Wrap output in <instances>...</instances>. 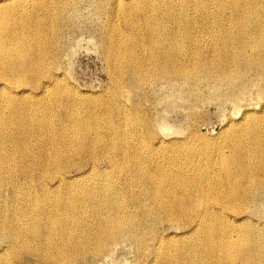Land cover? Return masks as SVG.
Listing matches in <instances>:
<instances>
[{"label": "rangeland", "instance_id": "374dc122", "mask_svg": "<svg viewBox=\"0 0 264 264\" xmlns=\"http://www.w3.org/2000/svg\"><path fill=\"white\" fill-rule=\"evenodd\" d=\"M31 1L0 0V31L3 33L7 26V33L21 44L22 68L13 66L17 68L13 72H25L0 77V264H41L37 256L48 248L47 240L59 246V236L64 238V245L65 238L73 245L85 239V232L63 233L61 226L44 219L52 211L57 219H66V214L57 212L60 205L72 206L67 208L74 214L80 213L78 200L88 204L87 211L102 206L112 209L107 188L109 184L118 187L119 180L127 179L130 172L138 170L153 184H169L185 173L200 179V171L212 172L231 163L234 166L244 156V149L231 153L228 143L252 142L256 135L251 133L263 138L264 95L259 96L258 91L264 88V0ZM255 29L256 36L250 38ZM149 146L166 155L157 157L150 166L144 149ZM126 147L129 156L118 152ZM94 150L102 151V155L91 167L88 154ZM167 158L175 166H187L186 170L153 173V168L164 166ZM40 167L47 173L36 180L34 175ZM216 170L223 173L225 169ZM238 174L236 179L243 183L244 174ZM60 175L66 178L62 180ZM146 187L138 185L133 190L139 194L146 192ZM214 194L210 188L208 195ZM63 198H68L64 204L60 203ZM145 198L149 212L156 211V217L140 212L147 230H151L141 231L143 242L151 250L143 249L138 255L131 236L127 243L100 256L91 252L93 242L87 240L78 251L64 250L57 256L56 250L52 260L55 264L65 258L70 264H155L160 249L159 239L154 238L159 233L172 246V254L166 249L160 251L157 264H264L256 251H250L251 245L264 241V204L260 201L256 208L243 203L236 210L217 209L221 217H227L221 219L224 227L219 230H226L228 223L235 230L229 231V238L216 240L219 249L213 255L207 252L206 239L182 231L179 222L181 228L164 221L157 232L153 223L167 214L162 210L165 201L154 188ZM51 226L63 235L48 236L46 228ZM228 241L235 247L233 261L226 251Z\"/></svg>", "mask_w": 264, "mask_h": 264}, {"label": "bare ground", "instance_id": "6f19581e", "mask_svg": "<svg viewBox=\"0 0 264 264\" xmlns=\"http://www.w3.org/2000/svg\"><path fill=\"white\" fill-rule=\"evenodd\" d=\"M31 1V0H29ZM73 1V0H72ZM32 2V1H31ZM108 2V1H107ZM109 3V2H108ZM105 7V6H104ZM108 7V6H107ZM245 10V9H244ZM115 11V10H114ZM51 12V11H50ZM105 12V11H104ZM21 12H19L20 14ZM101 14V13H100ZM243 16H247V14H242ZM24 18V17H23ZM36 19V18H35ZM33 19V20H35ZM112 22V21H111ZM37 23V22H36ZM9 24V23H8ZM56 27H57V23ZM7 25V24H6ZM175 25V24H174ZM6 27V28H5ZM34 27V26H33ZM32 27V28H33ZM36 27V26H35ZM38 29V26L36 27ZM155 28V27H154ZM188 29V28H187ZM36 30V29H35ZM3 33H5V36L2 37V35H4L2 33V35L0 36V77L1 76H13L15 74H19V73H25V72H13L15 71V69H21V63H20V49H21V44L20 42L14 41L13 37L11 35H9V33H7V26H4L2 29ZM257 30L255 29L251 35L250 38H252V36H256ZM135 34V33H134ZM27 35V34H26ZM28 36V35H27ZM190 37V36H188ZM263 39V38H262ZM27 40V39H26ZM202 40V39H201ZM256 40V39H255ZM260 42V39H258ZM243 41V40H242ZM248 41V40H247ZM246 41V42H247ZM252 41V40H251ZM263 41V40H262ZM261 43H264L262 42ZM231 42V41H230ZM232 43V42H231ZM244 43V42H243ZM225 44V43H224ZM250 45V44H249ZM248 45V46H249ZM219 46V45H218ZM227 46V45H226ZM248 46H245L248 48ZM222 47V46H221ZM256 47V46H255ZM217 48V47H216ZM227 48V47H225ZM224 48V49H225ZM112 49V48H111ZM222 49V48H221ZM233 49V48H232ZM257 49V48H256ZM260 49V48H259ZM263 49V48H262ZM261 49V50H262ZM204 50V49H203ZM108 51V50H107ZM208 51V50H207ZM255 51V50H254ZM258 51V50H257ZM111 52V51H110ZM213 52V51H212ZM215 55L216 54V51ZM213 52V53H214ZM243 52V51H242ZM246 52V51H245ZM224 53V52H223ZM238 53V52H237ZM241 53V52H240ZM249 53V51H248ZM251 53V52H250ZM112 54V53H111ZM226 54V53H225ZM256 54V53H254ZM231 55V54H230ZM108 56V55H107ZM214 55H212L211 57H213ZM110 57V56H109ZM232 57V56H231ZM237 57V56H236ZM242 57V56H241ZM207 58V57H206ZM254 58V57H252ZM57 58H55L56 60ZM210 60L214 59L216 60V58H209ZM227 59V58H226ZM236 59V58H235ZM242 59V58H241ZM240 59V60H241ZM41 60V58H40ZM171 60V59H170ZM218 60V59H217ZM221 60V59H220ZM246 60V59H245ZM261 60V59H260ZM60 62V59L58 60ZM152 61V60H151ZM207 61V60H205ZM209 61V60H208ZM244 61V60H243ZM248 61V59H247ZM255 61V60H254ZM200 62V61H199ZM212 62V61H211ZM228 62V60H227ZM263 62V61H262ZM261 62V63H262ZM207 63V62H206ZM216 63V61H215ZM224 63V62H223ZM253 63V62H252ZM28 64V63H27ZM202 64V63H200ZM209 64V63H207ZM226 64V63H225ZM245 64V63H244ZM264 64V63H263ZM214 65V64H213ZM219 65V64H218ZM243 65V64H242ZM246 65V64H245ZM244 65V66H245ZM252 65V64H251ZM262 65V64H261ZM17 67V68H13ZM205 66V65H204ZM217 66V65H216ZM258 66V65H257ZM28 67V66H27ZM26 67V68H27ZM38 67V66H37ZM208 67V66H207ZM243 68V67H242ZM221 69V68H220ZM27 70V69H26ZM139 70V69H138ZM164 70V68H163ZM161 70V71H163ZM209 70V67H208ZM222 70V69H221ZM145 71V70H144ZM196 71V70H195ZM198 71V70H197ZM227 71V70H226ZM244 71V70H243ZM131 72V71H130ZM129 72V73H130ZM160 72V71H159ZM219 72V71H218ZM225 72V71H224ZM28 73V72H27ZM207 73V72H206ZM210 73V72H209ZM207 73V74H209ZM223 73V72H222ZM229 73V72H228ZM168 74V73H167ZM226 74V72H225ZM225 74L223 73L224 77ZM252 74V73H251ZM49 75V74H48ZM228 75V74H226ZM248 75V74H247ZM27 76V75H26ZM56 75H54L55 77ZM161 76V74L159 75ZM184 76V75H183ZM215 76V75H214ZM249 76V75H248ZM259 76V75H258ZM52 77V76H51ZM162 79H166V75H162L161 76ZM187 77V76H186ZM207 77V76H206ZM210 77V76H209ZM223 77V78H224ZM135 78V77H134ZM172 78V77H170ZM184 78V77H183ZM215 78V77H214ZM217 78V77H216ZM215 78V79H216ZM232 78V77H231ZM125 79V77H124ZM186 79V78H185ZM206 79V78H204ZM211 79V78H210ZM218 79V78H217ZM221 79V78H220ZM229 79V78H227ZM262 78H260L261 80ZM58 80V79H57ZM171 80V79H170ZM226 80V79H225ZM258 80V78H257ZM256 80V81H257ZM259 81V80H258ZM127 82V81H126ZM264 82V80H263ZM262 82V83H263ZM216 83V81H215ZM256 83V82H255ZM261 83V82H260ZM47 84V83H46ZM217 84V83H216ZM52 85V84H51ZM128 85V84H127ZM2 89L5 88V86L2 84ZM253 86V84H252ZM261 86V85H260ZM1 87V86H0ZM44 87V85H43ZM49 86L47 85V88ZM115 87V86H114ZM152 89V88H151ZM246 89V88H244ZM258 89V88H257ZM33 90V89H32ZM44 90V89H43ZM48 90V89H47ZM158 90V89H157ZM200 90V89H199ZM203 90V89H202ZM238 90V89H237ZM241 91V89H239ZM27 91V90H26ZM128 91V90H127ZM256 91V90H255ZM243 92V91H241ZM248 92V91H247ZM259 96L264 95V88H260L259 89ZM118 93V92H117ZM216 93V92H215ZM235 93V92H234ZM244 93V92H243ZM240 93V94H243ZM29 94V93H28ZM27 94V95H28ZM48 94V93H47ZM236 94V93H235ZM238 94V93H237ZM238 94V95H240ZM246 94V93H245ZM258 94V93H257ZM26 95V94H25ZM46 95V94H44ZM117 95V94H116ZM221 95V94H220ZM251 95V94H250ZM24 96V95H23ZM123 96V95H122ZM244 96V95H243ZM39 97V96H37ZM46 97V96H45ZM258 97V96H257ZM138 98V97H137ZM244 98V97H243ZM260 99V97H259ZM150 100V99H149ZM24 101V100H23ZM50 101V100H49ZM134 101V100H133ZM49 103V102H48ZM141 104V103H140ZM142 109V108H141ZM50 113V112H49ZM91 114V113H90ZM253 114V113H252ZM18 116V115H17ZM98 116V115H97ZM105 116V115H104ZM91 117V116H90ZM257 117H261V116H257ZM263 117V116H262ZM97 118V117H96ZM106 118V117H104ZM114 118V117H113ZM261 119V118H260ZM259 118H256L257 121L260 120ZM264 119V118H262ZM90 121H92V118L89 119ZM124 120V119H123ZM255 120V119H254ZM94 121V120H93ZM106 121V120H105ZM264 123V120H262ZM4 122V121H3ZM9 123V122H8ZM3 124V123H2ZM83 124V123H82ZM261 125V124H260ZM89 127V126H88ZM27 128V127H26ZM10 129V128H9ZM47 129V128H46ZM21 130V129H20ZM84 130V129H83ZM90 130V129H89ZM251 130V129H250ZM9 131V130H8ZM77 131H79L77 129ZM82 131V129H81ZM261 132V131H260ZM92 133V132H91ZM42 134V133H41ZM63 134V133H62ZM88 134V133H87ZM112 134V133H111ZM248 134V133H247ZM253 135H256V137H254L252 142H245L241 144H233V143H228V147L230 148V152L231 153H235L236 150H240V149H244V156L240 158V160L238 161L237 164L233 163L230 164V166H227L225 168L224 165L219 167L217 166L216 169L221 170V169H225L223 171V173L217 171L216 169L213 170L212 172H206L205 170L200 171L199 173H201V178L197 179L196 175L194 174H188L185 173L181 176L175 177L174 179H171V183L169 184H165V181L162 183H158L156 182V184L152 182V180L150 178H148L147 175L145 174H141L140 172L137 170L135 172H130V173H136V176H132L129 172V174L127 175V179L125 178H121L118 183V187H116L115 185H111L109 184V187L107 188V194L109 195V197L107 199L111 200V203L114 205V208L112 209H106L105 206L103 207H98L97 210H91V211H87L88 208V204L78 200L76 201V203L80 204L77 207L78 210L80 211L79 214H74L73 210H68L67 207H69L70 209L72 208V206H68V204L66 205H60V211L58 209V213L59 215L62 214H66V219L61 220V219H57L55 217V213L54 211H52V213H48L47 214V218H44L45 220L49 221L50 223H55L56 225L61 226V229H63V233L70 231V232H85L84 234L79 233L83 235L87 234L86 238L83 240H76L74 243V245L72 243H69L68 240L65 238L66 241V245L62 244V241L64 240V238H62V236L60 237V242L61 245L57 246V245H53V241L51 240H47L46 242V246L48 248H46L44 250L43 248V253H39V255L37 256L40 261L42 262L41 264H55V260H52L54 258L55 255V251H58L57 256L61 255V253L64 250H71V251H78L80 248V244L83 241H90L93 242L92 243V251L98 252L100 254V256H103L105 254H109L113 248L125 244L128 241H130V237L132 236L134 238V243L136 244V247L139 252L138 255L140 253V251H142L143 249H147L151 250V246H149L146 242H143V236L141 231H151L150 229L147 230V225L145 222H143L144 218L141 215L140 212H149L150 208L146 207V198L148 195L150 196V192L153 190V188L157 191L160 192L161 198L165 201V207L162 208V210H165V212L167 214H161L160 217H158L157 219H155L156 221L153 223V225L155 226V230L158 229V225H160V223L164 222V221H168V222H172V223H178L182 226H177L181 228L182 231H186L188 230V234H190L191 236H196L198 235V237H202L204 238V240L206 239L207 242V252L209 254H215V251L219 249V247L215 246L216 244V240L219 238L222 239H227L229 238L228 236L231 235V233H229V231L231 230H235L234 227H232L231 225L233 224H227L226 225V230L225 228H223L222 230H219V227H221V225L224 227L223 224H221V219L226 220L227 217H221L220 216V212L217 211V209H219V207H229L230 210H236L239 206H243L241 204L245 203L247 205H249L250 207H255L258 205V201H260L261 203L264 204V135L263 138H261V135L258 136L257 133H251ZM261 134V133H260ZM121 135L124 136V133ZM252 135V136H253ZM96 136V135H95ZM76 137V136H75ZM133 137V136H132ZM239 137V136H238ZM258 137V138H257ZM30 138V137H29ZM51 138V137H50ZM57 138V137H56ZM86 138V137H85ZM92 138V137H90ZM126 138V137H125ZM247 138V137H246ZM3 139V138H2ZM15 139V138H14ZM47 139V138H46ZM96 139V138H95ZM10 140V139H9ZM18 140V139H17ZM246 140V139H245ZM251 140V139H250ZM2 141V140H1ZM4 141V140H3ZM53 141V140H52ZM79 141H81L82 143H84V140H82V138L79 139ZM109 142V140H107ZM89 142V141H88ZM142 142V141H141ZM140 142V143H141ZM64 143V142H63ZM92 143V142H90ZM99 143V142H98ZM163 143V142H162ZM2 144V143H1ZM0 144V145H1ZM20 144V143H19ZM87 144V143H86ZM93 144V143H92ZM91 144V146H92ZM96 144V143H95ZM103 144V143H102ZM130 144V143H129ZM165 144V143H164ZM21 145V144H20ZM23 145V144H22ZM82 145V144H81ZM104 145V144H103ZM137 145V144H136ZM162 145V144H161ZM101 146V145H100ZM132 146V145H131ZM148 146V145H147ZM108 147V146H107ZM112 147V146H111ZM122 147V146H121ZM124 147V146H123ZM139 147V145H138ZM1 148V147H0ZM24 148V147H23ZM91 148V147H89ZM104 148V147H103ZM109 148V147H108ZM3 149V148H2ZM92 149V148H91ZM96 149V148H95ZM127 150H124V148L119 149V153L121 152H126V156L128 155L129 151L128 148L126 147ZM145 149V153L147 155L148 158V163L147 165L150 166L151 163L153 161H155L157 159V157H162L163 155H165L164 153L162 155H160L158 153V150L156 149V147L153 146H149V147H144ZM1 150V149H0ZM113 150V148L111 149ZM130 150V149H129ZM5 151V150H4ZM10 151V150H9ZM41 151V150H40ZM44 151V150H43ZM108 151V150H107ZM2 152V151H1ZM8 153V152H7ZM6 153V154H7ZM32 153V152H31ZM89 153V152H88ZM97 154L94 155V154ZM102 151H98V150H94L93 152L91 151L88 156L90 157L88 159L89 164L92 166H94L93 164H95L96 158L98 156H101ZM107 153V152H106ZM134 153V152H133ZM240 153V152H239ZM21 154V153H20ZM26 154V153H25ZM68 154L72 155V152H68ZM86 154V153H85ZM113 154V153H112ZM116 154V153H115ZM118 154V153H117ZM123 154V153H122ZM104 155V154H103ZM119 155V154H118ZM231 155V154H230ZM24 156V155H23ZM78 156V155H77ZM82 156V154H81ZM105 156V155H104ZM104 156H102V158H104ZM114 156V155H111ZM129 156V155H128ZM166 156V155H165ZM163 156V158L165 157ZM236 156V154L234 155ZM233 156V157H234ZM6 157V156H5ZM28 157V156H27ZM36 157V156H35ZM41 157V155H40ZM228 157V156H227ZM239 157V156H238ZM7 158V157H6ZM9 158V156H8ZM99 158V157H98ZM108 158V156H107ZM116 158V157H115ZM11 159V158H10ZM80 159V158H78ZM169 159V158H167ZM226 159V158H225ZM32 160V159H31ZM50 160V159H49ZM71 160V159H70ZM113 160V159H112ZM118 160V159H117ZM222 160V159H221ZM33 161V160H32ZM51 162H54V160H50ZM101 161V160H100ZM123 161V160H121ZM2 162V161H1ZM20 162V161H19ZM24 162V161H23ZM22 162V163H23ZM38 162V161H37ZM118 162V161H117ZM116 162V163H117ZM9 163V162H8ZM34 163V162H33ZM40 163V162H39ZM120 163V162H119ZM124 163V162H122ZM121 163V164H122ZM162 163V162H161ZM172 163V160L169 159L168 161H166L164 163V166L158 165L156 167L153 168V173L155 174H163L164 173H169L170 171L174 172H179L180 170L184 169L186 170V167L182 165L179 166H175ZM25 164V163H24ZM38 164V163H37ZM70 164V162H69ZM99 164V162H98ZM112 164V163H111ZM7 165V164H5ZM84 165V164H83ZM89 165V168H90ZM128 165V164H127ZM163 165V164H162ZM4 166V164H3ZM9 166V165H8ZM12 166V165H11ZM65 166V165H64ZM116 166V165H115ZM114 166V167H115ZM24 167V166H23ZM78 167H80L78 165ZM88 167V166H87ZM100 167V166H99ZM108 167V166H106ZM16 168V167H15ZM84 168V167H83ZM96 168V167H95ZM101 168V167H100ZM125 168V167H123ZM127 168V167H126ZM233 168H236L237 171H235ZM17 169V168H16ZM68 169V168H67ZM78 169V168H77ZM94 169V168H93ZM106 169V168H104ZM103 169V170H104ZM117 169V167H116ZM129 169V168H128ZM209 169V168H207ZM82 170V168H81ZM22 171V170H21ZM87 171H89V169H87ZM128 171V170H127ZM242 172L244 174L243 176V183H241L239 180L240 179H236L237 176H235L236 174H238V172ZM5 171L3 170V174ZM56 172V170H55ZM58 172V171H57ZM65 172V171H64ZM15 173H18L15 171ZM47 173L46 169H42L41 167L38 168L36 170V174L34 176H36V180H41L43 177V174ZM152 173V174H153ZM183 173V172H182ZM61 174V173H60ZM84 174V173H83ZM18 175V174H17ZM85 175V174H84ZM91 175V173H90ZM239 175V174H238ZM28 176V175H27ZM31 176V175H30ZM61 176V175H60ZM63 176V175H62ZM62 180H64V176L62 177ZM69 176V175H68ZM163 176V175H162ZM177 176V175H176ZM13 177V176H12ZM11 177V178H12ZM51 177V176H50ZM156 177V176H155ZM29 178V177H28ZM75 178V177H74ZM79 178V176H78ZM241 178V177H240ZM19 179V178H18ZM21 179V178H20ZM27 179V177H26ZM55 179V178H54ZM190 179H193V181L191 182ZM51 180V179H50ZM174 180V181H173ZM21 181V180H20ZM23 181V180H22ZM156 181V179H155ZM158 181V180H157ZM179 181L178 187L180 188V191L177 190V186L175 185L176 182ZM238 181L241 183L239 184ZM53 182V181H52ZM205 182V185H204ZM39 183V182H38ZM44 183V182H43ZM48 183V182H47ZM148 185L149 187L144 188L146 192L141 191L139 194L136 193L133 189L137 188L138 185ZM34 185V184H32ZM66 185V184H65ZM47 186V185H46ZM67 186V185H66ZM125 186V187H124ZM38 187V186H37ZM124 187V188H122ZM44 188V187H43ZM56 188V187H55ZM72 188V187H71ZM115 188V189H113ZM210 188H214V194L213 196L210 197V195H208V191ZM66 189V188H65ZM126 189V190H125ZM208 189V190H207ZM79 190V189H78ZM226 190V191H225ZM30 191V190H29ZM40 191V190H39ZM110 193H109V192ZM126 191V193H124ZM225 191V193H223ZM36 192V191H35ZM38 192V190H37ZM220 192V193H219ZM39 193V192H38ZM63 193V192H62ZM29 194V193H28ZM42 194V193H41ZM45 194V193H44ZM67 194V193H66ZM76 195V194H75ZM159 195V194H158ZM178 195V196H177ZM45 198V197H44ZM68 198H63L61 200L60 203H63L65 200H67ZM87 199V198H86ZM153 199V198H152ZM43 202V201H41ZM104 203V202H103ZM64 204V203H63ZM124 204V205H123ZM123 205V206H122ZM159 206V204H158ZM261 206H263L261 204ZM109 207V206H108ZM146 207V208H145ZM258 207V206H257ZM264 207V206H263ZM249 208V207H248ZM49 209V208H48ZM99 209V210H98ZM152 209L155 210V208L153 207ZM225 209V208H224ZM244 209V208H243ZM157 210V208H156ZM161 210V209H160ZM229 210V209H228ZM227 210V212H228ZM241 210V209H240ZM47 211V210H46ZM245 211V210H244ZM156 212V211H155ZM155 212H149L151 214L155 213ZM225 212V211H224ZM223 212V213H224ZM235 212V211H234ZM247 211H245L246 214ZM140 213V215L138 214ZM147 213V214H149ZM163 213V211H162ZM231 213V212H229ZM146 214V213H145ZM139 215V216H138ZM154 215V214H153ZM225 215V214H224ZM253 215V214H252ZM63 216V215H62ZM156 217V215H154ZM191 216V217H190ZM231 216V215H230ZM139 217V218H137ZM150 217V216H149ZM229 217V216H228ZM226 218V219H225ZM43 219V218H42ZM137 219H140L139 222H136ZM151 219V218H150ZM231 219V218H229ZM153 220V219H152ZM191 220H193L191 222ZM215 221H217L215 223ZM248 221V220H247ZM252 222V221H251ZM152 223V222H151ZM223 223V222H222ZM150 224V223H149ZM163 224V223H162ZM51 225V224H50ZM175 225V224H174ZM173 225V226H174ZM261 226V225H260ZM149 227V226H148ZM153 227V226H152ZM151 227V228H152ZM257 227V226H256ZM173 228V227H172ZM57 230V228H56ZM154 230V231H155ZM39 231V230H38ZM255 231V230H254ZM259 231V230H258ZM46 234L49 235H55L57 233L54 232V227H47L46 228ZM59 232V230H58ZM153 232V231H152ZM158 232V230H157ZM221 232V233H220ZM242 232V231H241ZM256 232V231H255ZM45 231L44 228L43 230L39 231V235H44ZM63 233H59L57 235H63ZM145 233V232H144ZM186 233V232H185ZM249 233V232H248ZM262 233V232H261ZM68 234V233H67ZM78 234V233H77ZM146 234V233H145ZM150 234V233H149ZM156 234V233H155ZM250 234V233H249ZM55 235V236H57ZM154 235V234H152ZM185 235V234H184ZM187 235V234H186ZM73 236V235H72ZM76 236V235H75ZM74 236V237H75ZM81 236V237H82ZM149 236V235H148ZM58 237V238H59ZM69 237V236H68ZM78 237V236H77ZM257 237V236H256ZM40 238V237H39ZM197 238V237H196ZM159 239V249L160 251L163 250H168V252L170 253V255L172 254L169 249L172 246H168L167 245V240L165 237H163L162 235H160L159 233L155 235L154 240H157L158 242ZM195 239V238H194ZM196 240V239H195ZM200 240V239H199ZM40 242V241H39ZM153 242V241H152ZM256 242V241H255ZM139 243V244H137ZM155 243V242H154ZM225 243V242H223ZM227 243V254L228 256L232 257V261L235 260V251L233 247L232 242L228 241ZM225 243V245H226ZM148 245V247H146ZM173 245V244H172ZM192 245V243H191ZM217 245V244H216ZM85 246V245H84ZM252 247L250 248V251H256L257 253V258H259V261L264 263V241L263 243H260L256 246L251 245ZM146 247V248H145ZM240 247V246H239ZM54 250V251H53ZM178 249H175L174 251H176ZM189 250V249H188ZM192 250V249H191ZM146 251V252H147ZM159 251V252H160ZM186 250H181L179 251L180 253H184ZM25 252V251H24ZM42 252V251H41ZM150 252V251H149ZM147 252V253H149ZM157 253V257L156 259V263L157 264V260H158V254ZM177 253V252H176ZM187 253V252H186ZM190 253V252H189ZM198 253V252H197ZM238 253V252H237ZM26 254V253H25ZM145 255V252H144ZM155 255V253H154ZM192 255V254H191ZM27 257V255H26ZM34 257V256H33ZM86 257V256H84ZM140 257V256H139ZM143 257V256H142ZM145 257V256H144ZM252 257V256H251ZM89 258V257H87ZM95 258V257H94ZM197 258V257H196ZM90 259V258H89ZM106 259V258H105ZM142 259V258H141ZM154 259V258H153ZM253 259V258H252ZM25 260V259H24ZM37 260V259H36ZM162 260V259H161ZM188 260V259H187ZM209 260V259H208ZM15 261V260H14ZM153 261V260H152ZM176 261V260H175ZM196 261V260H195ZM246 261V260H245ZM250 261V260H249ZM136 262V261H135ZM247 262V261H246ZM245 262V263H246ZM83 263V261H82ZM80 263V264H82ZM159 263V262H158ZM198 263V262H197ZM61 264H70V262L68 260H66V258L63 260V262ZM149 264V263H148ZM160 264V263H159ZM193 264H196L193 262ZM206 264V263H205ZM250 264V263H249ZM262 264V263H261Z\"/></svg>", "mask_w": 264, "mask_h": 264}]
</instances>
